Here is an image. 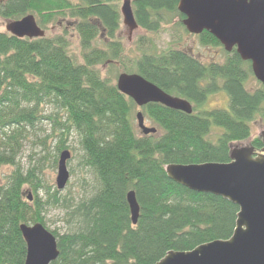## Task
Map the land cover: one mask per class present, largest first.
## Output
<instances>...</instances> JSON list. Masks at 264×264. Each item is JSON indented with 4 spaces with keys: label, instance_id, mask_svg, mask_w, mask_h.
Segmentation results:
<instances>
[{
    "label": "trees",
    "instance_id": "1",
    "mask_svg": "<svg viewBox=\"0 0 264 264\" xmlns=\"http://www.w3.org/2000/svg\"><path fill=\"white\" fill-rule=\"evenodd\" d=\"M120 1L0 0V18L33 14L45 32L52 25L63 26L61 33L38 38L0 32V169L13 167L0 180V264H24L20 225L45 226L44 208L53 204L66 208L72 228L63 234L48 229L59 250L51 264H156L169 252L191 251L233 235L238 206L226 197L190 190L170 178L166 167L230 162L231 145L251 137V123L264 127V85L247 88L251 63L235 49L224 51L222 62L204 63L181 48L153 53L152 39L140 36V49L144 42L150 46L129 61L133 70L125 66L122 72L139 74L188 100L192 113L148 103L141 109L157 132L139 134L133 118L137 106L113 81L121 73L125 51L118 37ZM178 2L131 0V5L146 33L158 34L175 17L188 32ZM67 25L77 34L81 62L69 53ZM197 37L203 46H222L207 31ZM104 64L111 68L108 77L99 68ZM218 91L227 95V109L202 110L207 96ZM48 105L52 111L46 114ZM44 120L52 124L50 137L58 138V153L66 149L67 136L75 134L83 152L81 164L93 176L91 194L74 204L40 179L38 167L23 174L16 164L22 140ZM250 144L256 151L264 147L259 137ZM42 145L48 149L46 141ZM25 186L32 201L24 195ZM129 191L139 205L135 225Z\"/></svg>",
    "mask_w": 264,
    "mask_h": 264
},
{
    "label": "water",
    "instance_id": "2",
    "mask_svg": "<svg viewBox=\"0 0 264 264\" xmlns=\"http://www.w3.org/2000/svg\"><path fill=\"white\" fill-rule=\"evenodd\" d=\"M119 10L122 23L130 31L136 29L131 0H122ZM177 10L184 16L182 24L190 34L207 31L226 52L235 49L242 60L251 63L254 77L264 85V0H179ZM6 30L19 38L45 35L33 14L10 20ZM115 84L137 107L159 103L192 113L188 100L166 93L139 74L121 72ZM135 118L143 135L157 132L155 127L145 125L141 111L136 112ZM230 156L227 163L173 164L166 167V172L192 191L220 195L238 206L231 238L205 243L191 251L169 252L156 264H264V155L253 159L247 152L237 151ZM70 157L67 149L59 153L57 190L64 189L70 178L67 169ZM31 198L28 195V200ZM127 202L135 225L139 205L133 191L127 193ZM20 231L26 244L24 264H51L58 258L56 237L43 224L22 223Z\"/></svg>",
    "mask_w": 264,
    "mask_h": 264
},
{
    "label": "rangeland",
    "instance_id": "3",
    "mask_svg": "<svg viewBox=\"0 0 264 264\" xmlns=\"http://www.w3.org/2000/svg\"><path fill=\"white\" fill-rule=\"evenodd\" d=\"M121 2L122 0L120 1L119 6L121 5ZM178 20V17H175L171 25L164 27L159 31L158 34H149L139 26L133 31H130L128 27L122 23L121 19L118 37L121 39L125 51L123 52L124 58L122 60L123 65H121L122 69L119 68L118 73L122 72L125 66L133 70L134 67L130 66L131 63L129 61L131 59L139 58L140 55L143 54L142 52L146 46H150L148 42H144L146 44L143 43V45H141L143 50L140 49V45L137 43V40L143 35H146L152 39L153 44L151 45V48H154L152 50L153 53H160L168 48H181L192 53L196 58L204 63L224 61L225 50L222 46H203L200 43L197 35L185 32L184 29L179 26ZM9 21L10 20L8 19L0 18V32H7L6 26ZM63 24L66 25L65 22H63ZM67 27L70 37L69 53L76 59L77 62H81L82 59L77 34L71 25H67ZM62 30L63 26L52 25L45 33L46 35H54L61 33ZM99 68L101 69L103 77H108L111 74V68L109 67V64L100 65ZM112 72L115 73V70ZM113 81L115 83L116 80L114 79ZM259 84L260 82L253 75L249 76L246 86L247 88L253 90L259 87ZM227 102L228 99L225 92L218 91L207 96V99L202 105L201 109H227ZM51 111V106H45L46 114H49ZM137 111L142 112L141 107H136L133 111L134 124L138 133L141 134L135 118ZM145 125L148 127H155L154 124L146 118ZM251 131L252 134L248 140L234 142L231 145V154L237 151H245L253 159L264 155V148L256 151L250 144L252 138L254 137H259L264 142V127L259 122H253L251 123ZM52 133V124L46 120L38 123L35 129H30V131H28L26 134V137L22 140L21 146L18 149L16 155V164L23 174L35 166L38 167L36 173L40 179L43 180V182H46V184H50L54 186L55 189H57L55 185L57 166H54V157L59 155L56 149L58 145V138H51L50 136ZM43 140L46 141V146H48V149H45V147L42 145ZM65 145L67 146L66 149L71 153L70 159L67 160V169L69 171L70 178L65 188L58 191L59 195L61 196L60 198H72V202L74 204L81 198L87 197L89 194H91L95 182L91 172L81 164L83 152L78 145L75 134L72 133L67 136ZM12 169L13 167H3L0 169V180L2 182L4 181V177L7 176V174H9ZM24 195H31V189L29 186L24 187ZM41 196L44 198L43 194L39 193V197ZM32 199L33 198H31L29 201H32ZM66 212L67 210L62 204L47 205L43 211L45 227L50 231H57L58 234H63L69 231L72 227H70V224L66 222Z\"/></svg>",
    "mask_w": 264,
    "mask_h": 264
}]
</instances>
